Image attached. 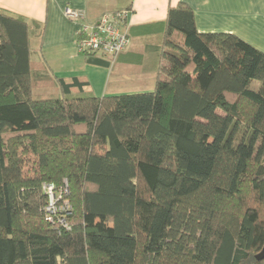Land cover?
<instances>
[{"label": "trees", "instance_id": "trees-1", "mask_svg": "<svg viewBox=\"0 0 264 264\" xmlns=\"http://www.w3.org/2000/svg\"><path fill=\"white\" fill-rule=\"evenodd\" d=\"M166 26L154 89L98 97L0 8V264H264V53Z\"/></svg>", "mask_w": 264, "mask_h": 264}, {"label": "crops", "instance_id": "crops-1", "mask_svg": "<svg viewBox=\"0 0 264 264\" xmlns=\"http://www.w3.org/2000/svg\"><path fill=\"white\" fill-rule=\"evenodd\" d=\"M181 3L193 10L200 33L234 34L264 53V0H0V8L45 25L43 55L58 77H78L90 84L92 93L93 80L100 81L106 94L109 87L117 89L113 92L131 85L149 86L136 93L154 89L168 10ZM66 8L85 11L89 23L98 22L103 14L130 8V46L113 65L101 56L93 58L105 65L89 63L77 49L80 24L65 16Z\"/></svg>", "mask_w": 264, "mask_h": 264}, {"label": "built area", "instance_id": "built-area-1", "mask_svg": "<svg viewBox=\"0 0 264 264\" xmlns=\"http://www.w3.org/2000/svg\"><path fill=\"white\" fill-rule=\"evenodd\" d=\"M130 14L131 11L127 10L107 13L98 22L89 23L86 20L85 11L72 8L65 10V16L70 21L80 24V37L77 41L78 51L84 55L101 56L108 60L111 65L130 46L128 35V17ZM46 190L50 197V205L47 209L48 221L53 222L54 216L60 210L69 211V208L67 204L62 206L63 209L57 205L60 196H56L53 185L46 186Z\"/></svg>", "mask_w": 264, "mask_h": 264}, {"label": "rangeland", "instance_id": "rangeland-1", "mask_svg": "<svg viewBox=\"0 0 264 264\" xmlns=\"http://www.w3.org/2000/svg\"><path fill=\"white\" fill-rule=\"evenodd\" d=\"M35 44H36V42H35ZM137 72H140V70H138ZM127 86H128V84H127ZM147 87H149V86H147ZM147 87L138 88L136 86L131 85V86H128L127 88L120 89L119 92H113V91H116L117 89L113 88L114 89L113 90L111 87H109L106 94H105V91H106L105 84L100 85V81L96 82L95 80H93V94L95 96H98V97L104 96V95L114 96V95L136 93L137 91H145V90L149 89Z\"/></svg>", "mask_w": 264, "mask_h": 264}, {"label": "water", "instance_id": "water-1", "mask_svg": "<svg viewBox=\"0 0 264 264\" xmlns=\"http://www.w3.org/2000/svg\"><path fill=\"white\" fill-rule=\"evenodd\" d=\"M264 258V249L263 251L257 256V260H262Z\"/></svg>", "mask_w": 264, "mask_h": 264}]
</instances>
